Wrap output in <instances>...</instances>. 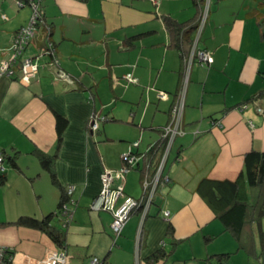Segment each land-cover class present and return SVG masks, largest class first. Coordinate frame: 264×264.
<instances>
[{
	"label": "crops",
	"instance_id": "obj_1",
	"mask_svg": "<svg viewBox=\"0 0 264 264\" xmlns=\"http://www.w3.org/2000/svg\"><path fill=\"white\" fill-rule=\"evenodd\" d=\"M123 1L41 0L43 19L50 27L48 36L59 66L74 79L73 84L56 79L54 68L46 65L45 57L36 59L37 73L26 81L0 75V152L5 177L0 181V223H5L0 225V246L13 250V264L34 261L44 264L49 255L62 250L42 231L14 222L21 216L41 219L55 212L59 186L65 190L68 185H73V191L72 203L68 205L72 218L63 228L66 264H86L90 256L99 257L103 264H208L215 261H205L212 254H230L239 249L209 204L207 187L199 183L204 178L235 179L243 169L244 153L251 148L264 150V26H258L255 15L260 13L264 18V0H209L203 26L198 33L196 28L191 34L192 43L183 46L185 58L170 45L160 16L169 15L177 21L192 19L195 8L190 0H151L153 5L164 6L163 13L155 17L163 27L165 41H143V37L156 31L154 27L132 29L116 39L119 51L131 50L137 42L161 51L162 61L156 69L155 84L152 82L158 88L152 87L167 96L159 99L157 95L159 101L150 121L142 119L136 124L138 127L148 123L141 128L152 132L142 131L141 150L138 144L133 148L139 154L135 166L122 180L113 182L115 186L122 185L124 194L117 198L115 207L125 196H142V181L145 175L153 176L161 154L159 150L150 155L144 153L160 137L159 128L168 123L180 88L184 87L185 92L184 133L173 140L161 172L167 180L158 185L144 216L138 211L131 213L121 233L115 236L110 230L112 214L93 209L90 204L99 191L101 174L119 170L123 166L121 156L131 145L122 136H118L119 142L108 137L115 125L104 122L119 118L104 113L98 95L103 77L110 91L119 82L111 57L112 37L107 35L106 27L101 29L99 16L104 19L114 14L119 26L126 20L127 25H133L128 20L134 10L132 0H126V4ZM13 4L14 0H0V8L5 9L0 18L8 22L0 25V47L8 46L14 32L28 23L27 13ZM96 6L99 10H95ZM140 32L150 33L132 45L125 42L127 37ZM44 41L45 32L39 27L25 53L35 55ZM194 43L196 48L211 53L210 66L194 57L188 64ZM170 54L177 57V69L175 66L166 69ZM139 57L149 61L142 55ZM131 68L134 73L131 76L141 78L145 72L137 62ZM168 70L176 78L172 93L159 82L160 73ZM133 79L136 84L138 80ZM152 87L146 89L150 91ZM54 113L67 120L59 145ZM94 114L107 119L99 121L97 130L91 131L88 121ZM38 152L56 155L52 166L59 186L41 168ZM14 154L17 168L5 158ZM127 181L138 183L137 195L126 187ZM162 210L169 212L168 217L162 215ZM60 220L59 215L54 217V225L61 227ZM255 227L250 228L252 234L256 233ZM218 235L222 238L218 239ZM256 242L254 235V248ZM157 251L165 256L153 260Z\"/></svg>",
	"mask_w": 264,
	"mask_h": 264
},
{
	"label": "built area",
	"instance_id": "obj_2",
	"mask_svg": "<svg viewBox=\"0 0 264 264\" xmlns=\"http://www.w3.org/2000/svg\"><path fill=\"white\" fill-rule=\"evenodd\" d=\"M157 2V0H152ZM17 7L30 6L31 15L29 21L26 25L19 27L13 34L11 42L6 47H0V75H5L7 77H14L20 81H26L34 77L38 70V64L36 63L37 58L45 57L46 65L54 68L55 78L60 80L65 84H73L74 79L64 71L58 63L56 57L55 47L47 37L49 33L48 25L44 22L43 12L41 8V0H28L25 4L23 0H14ZM209 0H204L203 11L199 24L197 26V33L203 26L207 10H208ZM42 27L45 32V41L43 46H40L35 55H28L25 50L31 40L33 39L35 31ZM198 60L201 64L210 66L213 57L211 53L204 49H199L195 47V43L192 50L187 58L188 64L192 58ZM124 78L129 82H135L130 73L124 75ZM186 76L184 78V83L186 81ZM184 87L180 88L177 93L175 100L170 109L169 121L166 125L161 128L160 136L164 139L163 149L159 156V161L157 163L156 169L152 177L145 175L142 181V196L139 198H133L130 196H125L124 200L115 207V202L118 197L123 196L122 185L115 186L113 182L118 179H123L124 174L133 168L139 158V154L133 150L137 146V142L130 145L129 151L124 153L121 158L123 161V166L117 171L106 170L101 174L100 187L97 195L92 200L90 207L93 209H100L109 211L112 214V221L110 223V230L113 235L117 236L121 233L127 219L131 213L138 211L141 216H144L149 205L151 204L158 185H163L167 180L166 175L162 176L161 172L163 165L167 158L168 152L172 145L173 140L181 136L184 133L183 130V99H184ZM167 94L163 91H158V98L165 99ZM258 112H261L260 108H257ZM106 120L104 115H92L89 119V128L91 131H95L98 128V122ZM250 126L252 124L248 123ZM217 126H221L219 123ZM3 157L0 153V172H3L2 166ZM73 191V185H68L65 189L66 195L68 196V201L63 204L59 211V215L63 219L64 224L72 218V210L69 208V202L72 203L70 195ZM162 215L168 217L169 212L167 210H162ZM67 255L61 250L49 255L48 262L44 264H66ZM0 264H13V251L11 248L0 246ZM29 264H41L40 261H34ZM86 264H103V261L97 256H90ZM215 264V263H208Z\"/></svg>",
	"mask_w": 264,
	"mask_h": 264
},
{
	"label": "trees",
	"instance_id": "obj_3",
	"mask_svg": "<svg viewBox=\"0 0 264 264\" xmlns=\"http://www.w3.org/2000/svg\"><path fill=\"white\" fill-rule=\"evenodd\" d=\"M190 1L195 8V14L192 19L177 21L169 15L160 16L165 30L168 33L170 45L178 50L180 57L182 58H185L183 46L186 43H192L193 39L191 34L196 30L199 24L204 5V0ZM23 2L26 4L28 3V0H23ZM260 4L262 3L260 2ZM255 15L259 19L258 26L263 27L264 18L260 17V13H256ZM48 28L50 33V27L48 26ZM49 33L47 34L48 38ZM149 33L150 32L137 33L127 37L125 42L132 45L133 42ZM41 46H43V44ZM54 118L57 138L56 145H59L67 120L64 116L58 113H54ZM161 128L162 127L159 128V133ZM163 145L164 139L160 136L155 143L148 146L144 154L150 155L156 150H159L161 153ZM0 153H2V151ZM38 156L41 168L49 173L52 183L59 186L52 166L56 155H46L42 152H38ZM5 158L10 166L17 168L15 154L12 156L6 155ZM4 178V173L0 172V181L2 182ZM199 184H204V186L207 187L206 197L209 204L215 209L216 216L222 223L224 229L229 231L238 243V248L253 253L258 264H264V230L261 228V219L264 216V150H256L253 148L247 150L243 155V169L235 179L217 180L204 178ZM59 188L60 196L58 200V208L55 212H50L41 219L21 216L14 223L42 231L49 237L54 245L63 250L65 247V232L63 228L67 223L64 224L63 219L59 215V211L63 204L67 202L68 196L62 187L59 186ZM247 188H249L250 198L247 195ZM57 215L61 218V227H58L53 223V219ZM4 224L5 223L3 222L0 223V225ZM252 225L256 226L255 234H252L250 229L252 228ZM168 229L169 233H171V225H169ZM254 235L257 238V252L254 248ZM229 255L230 254L227 252H219L210 255L205 261L207 262L210 259H214L215 264H223L228 259ZM164 256L165 254L163 252L157 251L152 255V259L157 260Z\"/></svg>",
	"mask_w": 264,
	"mask_h": 264
},
{
	"label": "rangeland",
	"instance_id": "obj_4",
	"mask_svg": "<svg viewBox=\"0 0 264 264\" xmlns=\"http://www.w3.org/2000/svg\"><path fill=\"white\" fill-rule=\"evenodd\" d=\"M126 3L127 1L124 0L122 4ZM13 5L15 7V4ZM132 6L134 10H132V12H130L131 14L128 16V20L130 18V21L134 22V24L131 26L127 25V23L129 22L127 20L125 21L126 23H123L122 26H119L117 21L118 18L114 14H111L110 16H105L104 19L101 18V15L99 16L101 21V29H103V27H106L107 35H110L112 37L111 42L113 45L111 47V57L113 58L114 62L113 67L115 69V75L118 77L119 82L114 86L115 89L113 91H110L106 77H103L102 79H100L101 83L98 89V95L103 104L102 108L104 113L107 112L119 118L118 121L104 122L105 124L112 123L113 125H115L111 126L112 130L111 133H109L108 137L114 138V140L119 142L118 136H122L123 140H125L126 143L130 142V144H132L134 142H137L139 145V150H141V144L143 140L142 131H145L146 133L152 131L148 130L147 128H141L142 126H147L148 123H143L142 126L140 125L138 127L136 126V124L142 121V119L147 122L148 120L150 121L153 115V111L155 110V103H158L159 101V99L157 98L158 91L156 89L158 88V85H153L152 82H154L155 84V73L156 69L159 68L161 64L162 53L156 48L152 49L148 46H141L140 42L136 43L135 48L123 52L117 50V43L115 42L116 39L119 36L121 37L126 31L131 32L132 29L135 31L137 29H146L150 27H154L156 31L151 35L143 37V41L145 43L155 39L156 41H165V33L163 27L158 17H155L156 15L159 16L161 13H163L162 10L164 6L153 5L151 4V0H132ZM19 10L24 14L25 12L27 13L26 22H28L32 12L30 6H24ZM95 10H99V6H96ZM121 11L122 15L125 17L124 10L121 9ZM4 12L5 9L0 8V17L1 14H4ZM0 20V25L8 23L7 21H2V18H0ZM141 55L145 58H149L150 62L145 59L140 60L139 56ZM136 62L143 68V70H145V72H143V75H140L141 78L137 77L136 75H132L135 79L138 80V82L134 84L124 79L122 77V74H126L127 72L130 74H134L131 67L134 66ZM168 66H175L174 68L177 69V57H174L172 54H170V56H168L167 58L166 69L169 68ZM169 73H171L169 70L160 73L161 76L159 77V82L163 85V88L167 89L168 91H170V93H172L174 90L176 78L175 75H169ZM152 86H156V88ZM146 87L152 88L149 91L146 89ZM115 97L116 99L113 103L112 99ZM109 103H111V105H108ZM135 130L136 135L135 137H133ZM147 136L148 135L146 134V139ZM126 187H128L134 193V196L139 193V185L135 181H127ZM247 189V195L250 198L249 188ZM261 223L262 228L264 229V216L261 219ZM228 235L231 234L228 232ZM221 238L222 236L218 235V239ZM257 248L258 246L256 244V252L258 251ZM223 264H257V260L253 253H249L245 249L239 248L237 251H235L234 249L230 251L228 259Z\"/></svg>",
	"mask_w": 264,
	"mask_h": 264
}]
</instances>
